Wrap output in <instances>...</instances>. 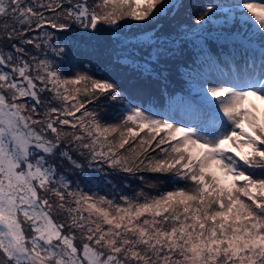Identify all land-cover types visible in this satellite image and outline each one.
<instances>
[{
	"label": "snow or ice",
	"instance_id": "snow-or-ice-1",
	"mask_svg": "<svg viewBox=\"0 0 264 264\" xmlns=\"http://www.w3.org/2000/svg\"><path fill=\"white\" fill-rule=\"evenodd\" d=\"M199 8L165 40L184 0H0V264H264V0ZM105 32L108 63L164 80L194 47L198 98L157 110L75 58Z\"/></svg>",
	"mask_w": 264,
	"mask_h": 264
},
{
	"label": "rangeland",
	"instance_id": "rangeland-1",
	"mask_svg": "<svg viewBox=\"0 0 264 264\" xmlns=\"http://www.w3.org/2000/svg\"><path fill=\"white\" fill-rule=\"evenodd\" d=\"M251 2L259 3L261 2V0H251ZM184 3L186 5V10L182 9L179 15H177L175 20H166L162 22V26L157 25V29L163 32L165 40L176 38V32L178 26L183 25L186 27L187 23L194 22L196 17L200 13L199 5L206 2L204 0H184ZM121 23L124 22L121 21ZM139 23L140 22H132L131 24L126 25L124 31L133 30V25L138 26ZM220 27H221L220 24L214 25V28L218 29ZM35 34L36 33H33V35ZM107 35L108 34L105 32L100 34L98 37L91 38L89 43L82 45V47H84L83 51L75 54V58L77 60H81L84 65H89L90 62H94L95 64L99 65L101 72L106 71L109 75H111L117 81H119L122 88L127 89L128 92L130 93L135 90L134 86L122 85V81H120L121 76L128 78V74L132 75L134 73L140 78V74L132 71L128 67H119L116 66L114 63H108L107 52L105 49ZM8 46L10 47V45ZM170 47L174 49L178 48L179 47L178 40H177V44L171 45ZM191 50L192 52L197 51L194 47L188 45L183 49V52L177 51L171 59L165 58L164 61H162L160 67L165 70L164 75L168 76L167 80L159 79L155 74H153L151 77L160 80L161 83H169L172 79L171 76H176V75L178 76L182 75L185 77L184 79L191 78L189 75H187L186 68L178 61L179 56L186 55ZM213 54H215V50H213ZM186 86H191V85L187 83ZM92 107H96V106L93 105ZM101 111L102 113H108L110 109L108 107H102ZM113 115H118V114L113 113ZM64 171H66V174L69 178H72L74 179V181L79 182L81 188H84L85 191L88 190L85 187L84 183L82 182L81 175L78 172H74L71 169V167L67 165L66 162H65ZM89 172H91V170H89ZM96 175L103 176L104 174L97 173ZM144 175L148 182H154L156 181L158 174L144 173ZM109 179H112V177L109 176ZM112 184H116L117 187L113 189ZM112 184H106L100 188L93 186L92 191L99 192V194L101 195H108L111 198L113 195H120V194L131 196L134 195L135 192L141 189H143L145 192H148L151 195H156L158 191L170 190L172 187L175 186L170 184L167 177L164 175H159V183L157 184L156 188H150L147 183L140 182L138 180L132 181L131 179H128L127 181H121L118 177L115 180H112ZM121 188L123 189V192H121Z\"/></svg>",
	"mask_w": 264,
	"mask_h": 264
},
{
	"label": "trees",
	"instance_id": "trees-1",
	"mask_svg": "<svg viewBox=\"0 0 264 264\" xmlns=\"http://www.w3.org/2000/svg\"><path fill=\"white\" fill-rule=\"evenodd\" d=\"M207 2H216V0H204ZM216 44L212 43V50H215ZM84 47L81 46L79 50H74L75 54L83 51ZM196 52L189 51L186 55H181L178 57V61L182 64L187 71V75L191 72V62L192 57ZM190 76V75H189ZM171 81L169 83H161L160 80L154 77H147L146 75H140V78L135 75L128 74V78L122 77V85L134 86L135 90L130 92L131 97L136 100L137 103L144 105L153 106L157 110H163L168 107L169 100H193L194 97L187 94V89L182 83L184 76L176 75L171 76ZM183 80H182V79ZM175 84V85H174Z\"/></svg>",
	"mask_w": 264,
	"mask_h": 264
}]
</instances>
